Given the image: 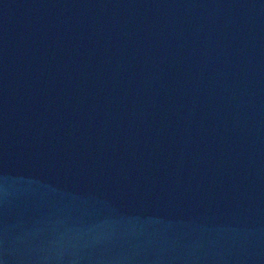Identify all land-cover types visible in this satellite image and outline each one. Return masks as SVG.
<instances>
[{
    "label": "water",
    "instance_id": "95a60500",
    "mask_svg": "<svg viewBox=\"0 0 264 264\" xmlns=\"http://www.w3.org/2000/svg\"><path fill=\"white\" fill-rule=\"evenodd\" d=\"M0 264H264V0H0Z\"/></svg>",
    "mask_w": 264,
    "mask_h": 264
}]
</instances>
